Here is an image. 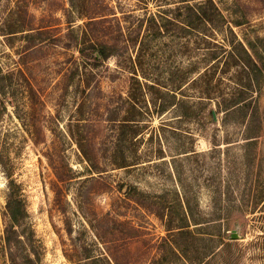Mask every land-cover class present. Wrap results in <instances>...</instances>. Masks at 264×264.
<instances>
[{
    "label": "rangeland",
    "instance_id": "374dc122",
    "mask_svg": "<svg viewBox=\"0 0 264 264\" xmlns=\"http://www.w3.org/2000/svg\"><path fill=\"white\" fill-rule=\"evenodd\" d=\"M9 174L20 259L264 264V0H0V264Z\"/></svg>",
    "mask_w": 264,
    "mask_h": 264
},
{
    "label": "trees",
    "instance_id": "16d2710c",
    "mask_svg": "<svg viewBox=\"0 0 264 264\" xmlns=\"http://www.w3.org/2000/svg\"><path fill=\"white\" fill-rule=\"evenodd\" d=\"M89 51L86 53V57L93 59H104L107 58L109 54H107V47L101 46L98 47L94 44L89 46ZM150 87L154 88L155 85L151 84ZM240 103L246 104V98H239L238 100L232 103V106L238 105ZM169 103L163 102L161 104L160 110L163 111L167 108ZM230 106V107H232ZM127 121V122H126ZM126 124L128 126L129 119L126 120ZM124 122V124H125ZM85 155L88 156L87 152L83 149ZM126 162H122L121 165H126ZM98 170V169H97ZM92 171H96L94 168ZM102 171V170H101ZM9 193H8V201H7V209H6V227H5V245L9 252V264H38L37 261L32 257V254H29L28 257H24L25 260L20 259L15 253H17V246L22 242V233L18 230V226L21 220L27 213L26 202L23 197L21 185L16 182V180L9 174ZM63 181V178H61ZM63 191L60 190V193ZM61 196V194H60ZM180 228H184L185 225H180ZM24 236V235H23ZM31 236L27 234L28 240Z\"/></svg>",
    "mask_w": 264,
    "mask_h": 264
},
{
    "label": "water",
    "instance_id": "95a60500",
    "mask_svg": "<svg viewBox=\"0 0 264 264\" xmlns=\"http://www.w3.org/2000/svg\"><path fill=\"white\" fill-rule=\"evenodd\" d=\"M212 113H213L214 118L217 119V117H216L217 116L216 110L213 109ZM231 236H232V238H238L239 237V235H238V233H237L236 230H234L232 232V235Z\"/></svg>",
    "mask_w": 264,
    "mask_h": 264
}]
</instances>
